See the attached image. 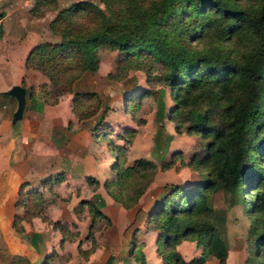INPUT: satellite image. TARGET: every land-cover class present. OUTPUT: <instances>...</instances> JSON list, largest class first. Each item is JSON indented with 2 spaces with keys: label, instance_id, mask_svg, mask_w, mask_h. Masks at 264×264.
<instances>
[{
  "label": "trees",
  "instance_id": "1",
  "mask_svg": "<svg viewBox=\"0 0 264 264\" xmlns=\"http://www.w3.org/2000/svg\"><path fill=\"white\" fill-rule=\"evenodd\" d=\"M44 1L35 0L30 12L41 15ZM102 2L108 15L85 0L60 9L49 23L50 30L60 35V41L35 44L24 65L40 67L51 86L69 88L79 74L97 68L99 48L117 51L121 63L141 69L146 78L150 64H156L161 81L169 86L172 104L167 113L174 131L206 139L205 155L192 164L186 163L194 170L204 171L202 178L187 185L164 183L161 196L149 211L134 205L152 180L154 162L139 157L126 164L124 147L107 143L109 150L114 151L112 175L103 180L102 187L122 207L134 206L132 217L122 230L124 237L131 234L128 257L139 264L144 262L140 245L133 239L143 223L157 231L155 250L161 264H206L209 256L224 264L227 245L222 217L209 202L208 193L221 190L233 197L246 186L250 200L243 196L242 201L252 215L247 229L251 243L249 264H264V170L262 166L255 170L259 160L254 155L256 149L264 154V0ZM194 41L204 45L199 49ZM229 42L235 46L234 54L233 48L226 46ZM140 94L127 95L124 107L128 108V102L136 101ZM41 95L46 103L56 102L46 92L41 91ZM151 95L158 99L156 90ZM90 100L94 104L87 102ZM197 103H203L204 109L190 111V106ZM105 107L96 114L97 94L89 90L74 92L71 112L78 119L97 115L92 134L110 129L102 123ZM134 131L126 127L117 137L128 143ZM177 154L173 151L163 167L169 166ZM61 179L57 176L55 181ZM86 181L97 184L92 177H86ZM25 184L21 183L17 192L16 205L21 214H14L11 222L16 231H22L19 221L38 215L43 204L41 192L36 188L24 190ZM97 200L98 203L88 199L78 204L90 213L89 229L95 216L101 215L102 202L99 197ZM42 218L46 219L44 215ZM52 224L62 240L71 236L66 234V224ZM182 240L195 241L201 254L183 259L176 250Z\"/></svg>",
  "mask_w": 264,
  "mask_h": 264
},
{
  "label": "rangeland",
  "instance_id": "2",
  "mask_svg": "<svg viewBox=\"0 0 264 264\" xmlns=\"http://www.w3.org/2000/svg\"><path fill=\"white\" fill-rule=\"evenodd\" d=\"M80 1L83 0H46L41 4L43 13L34 15L30 12V8L34 6L35 0H0V12H3V16L0 18V133L3 139V130L12 128L15 131L22 122L21 118L15 123H7L8 117L12 113L11 110L15 108V102H13L14 99H9L10 97L5 91L13 83L10 80L19 81V84L25 89L26 120L29 119V123L23 124L21 131L19 130V133H23V140L27 141L23 142L25 151L29 153V162L31 161L34 167L48 169L47 177H52L50 183L52 186L50 187L42 185L39 178L28 179L26 182L29 184L21 182L26 183L24 190L34 188L28 187V185H34L41 192L43 204L38 208V215L51 216L54 214L61 220L69 215L72 216L73 222H63L67 227L69 226V228L66 227V234L70 233L71 235L66 238L72 240L73 244L75 241L78 242V246L82 250L79 253L81 260L86 264H92V262L105 264L108 261V256L111 257L109 264L112 261V264H139L136 259L128 257V239L131 234L128 233L124 237L122 230L132 217L134 206L142 205L144 201L138 198L133 207H122L111 199L100 183L95 185L87 183L86 177L82 175V166L88 165L87 163L91 164L92 157L95 160L100 159L101 155L111 154L114 157V151L109 150L110 145L107 143L120 144L124 147L123 154L126 164L139 157L150 158L154 161L155 171L147 186L148 193L154 194L164 183L187 185L202 178L204 171L194 170L186 163L205 155L206 139L197 134L174 131V123L169 122L167 113L168 106L172 104L169 86L161 81L156 64H150L152 65L150 75L149 78H146L141 69L121 63V55L117 51L99 48L97 50V68L94 71H84L79 74L69 88H65L63 85L51 86L47 75L40 67L23 64L27 53L35 44L60 41V35L50 30L49 23L60 9ZM85 1L94 4L108 15L102 0ZM194 43L199 49L204 45L198 41H194ZM232 44L233 42H229L226 46L231 50L233 48L234 54L236 49ZM22 65L23 67L20 69ZM23 69L27 72L24 75ZM80 90H89L97 94L99 108L96 114L103 110L105 104L107 105L104 108L106 110L102 119V123L110 126L107 133L95 131L90 134L87 128L90 123L82 122L90 117L78 119L70 112L74 92ZM153 90H156L158 99H154L151 95ZM41 91L46 92L49 99L55 98L56 102L42 101ZM134 93L141 94L136 101L128 102L130 104L128 108L124 107L127 95ZM160 100L162 105H160ZM87 102L94 104V100ZM38 104H40L39 107ZM43 104L45 111L42 110ZM36 106L40 108V111L34 113L32 111L39 110ZM204 107L203 103L193 104L190 106V111H200ZM96 114L91 118L95 119ZM90 122L92 123V120ZM124 126L135 130L128 143L117 137L123 131L122 127ZM78 130H81V135H79V144L81 145L76 146V144L71 145L72 143H70L71 146L69 148L67 146V151L68 139L72 135L76 137ZM5 134L9 135L10 133ZM36 139H41V141ZM7 145L9 147L10 142ZM261 147L262 145H260ZM173 151L178 154L174 156L169 166L163 167L162 164L170 160ZM255 151L254 155L258 156L257 160H259V167L255 170L260 169V166L264 170V154H259V149ZM12 161L6 163L11 165ZM60 168L63 170L61 171ZM62 172L65 173V179H68L67 185L54 181L57 176L62 175ZM99 172L102 173V167ZM13 179V177L10 178V185L13 183ZM245 190L247 187L243 186L242 191L233 197L221 190L208 193L209 202L222 217L221 225L227 245L224 264H245V259L246 264H249L251 243L248 240L247 229L252 215L248 213V207L242 201L243 196L248 201L250 200V193ZM17 192L14 196L16 201ZM98 197L102 202L99 207L101 215L95 216L89 229L90 213L85 206L80 207L78 204L88 199L98 203ZM146 204L148 207L152 205L150 197H147ZM74 209L78 211L77 214ZM75 229L79 233L78 237L76 234L72 237ZM134 236L133 239L139 243L143 252L152 254L155 251L156 240L153 232L142 228L136 231ZM185 244L186 247L181 245L179 250L176 246L181 257L187 256L190 259V257H198L201 254L202 249L195 241L190 240ZM211 258L206 259L207 264H211V262L218 264L215 257L211 256Z\"/></svg>",
  "mask_w": 264,
  "mask_h": 264
},
{
  "label": "crops",
  "instance_id": "3",
  "mask_svg": "<svg viewBox=\"0 0 264 264\" xmlns=\"http://www.w3.org/2000/svg\"><path fill=\"white\" fill-rule=\"evenodd\" d=\"M23 64H24V61H23ZM22 67L23 65L21 66L20 69H22ZM22 73L24 75L27 72L25 69H23ZM10 81L13 83L9 86V88L12 85L22 86L21 84H19V81H12V80ZM20 83H21V80H20ZM0 84H1V81H0ZM7 90L5 91V93L8 95V97H10L9 98L10 100L14 99L13 102H15V108H16V99L10 94H8ZM39 105L40 104H38L37 106L39 107ZM37 106L36 108L39 110H35L32 112L36 113L40 111V108H38ZM43 106L44 104L42 105V110L45 109ZM167 109L169 110V106ZM14 110H11L12 113L14 112ZM12 113H11V116L8 117L9 121L8 122L6 121L7 123H10V124L15 123L17 120L21 118H22V122L19 128L15 131L12 128H6L5 130H3V135H4L3 139L1 137L2 134L0 133V158H3V159H0V264H86V262L81 260V256L78 253V247H77L78 242L75 241L73 244V242H71L72 240H68V239L62 240L59 230L55 228L53 224L51 223L54 221H59L60 223H63V222L71 223L74 221L71 215H69V217L64 218L62 220L57 218V216L54 214L51 216H47L45 214L46 219L42 218V215H34L30 218L29 221H25L23 219L19 221L22 227V231H16L12 227L11 222H12L13 215L21 214V208L16 205V198L14 197L17 192L19 184L21 182H26L30 178L32 179L39 178V182L44 183L43 184L44 186H47V187L52 186V184H50L52 181V177H47L48 169H44V167L38 169L34 167V164L31 161L29 162L30 156H29V153L25 151V146L23 144V142L25 141L22 138L23 133H19V130L21 131L23 124L26 125L27 123H29V119L26 120L27 114L25 110V95H24V107H23L20 118L16 119L15 121H12ZM103 118H104V115H103ZM95 119L94 118L92 119L90 117L87 120L82 121V122L88 121L90 123L87 127L89 129L90 134H92L91 129H92V125ZM91 120H92V123L90 122ZM169 122L171 121L169 120ZM126 127L128 126H124L122 128L125 129ZM13 131L14 133H12ZM80 131L81 130L77 131L76 137L72 135L68 139L66 150H67V146L69 148L71 145L76 144L77 146L79 144V135H81ZM5 133H10V134L6 135ZM17 135L18 137H16ZM36 140H38L39 142L41 141V139H36ZM8 142H10L9 147L7 145ZM70 143L72 144L70 145ZM32 150H34L33 147H32ZM32 150H31V153H33ZM70 150L74 152L72 148H70ZM83 150L85 152V147L83 148ZM147 159H150V158H147ZM10 160L11 161L13 160V161L11 165H8L6 162H9ZM91 160H92L91 164L87 163L88 165L82 166L83 167L82 175H84V177L95 178L97 183H100L102 187L103 180L112 175L111 164L113 161V156H111V154L105 155V156L101 155L100 159L97 158L95 160L92 157ZM101 167H102V173L99 172ZM78 168L80 167L78 166ZM60 169L61 171L63 170V168H60ZM64 174L65 173L62 172V175H61L62 179L58 181V184L65 183L64 185H67V183H69L67 181L68 179H65ZM11 177L14 178L13 179L14 181L10 185L9 180ZM28 187L35 188L36 186L28 185ZM147 189L148 187L139 197V199H142L144 201V204L137 205L143 208L145 211H149L152 208L155 200L158 199L162 194V187L154 194L152 193L149 194ZM147 197H150V201H152V205H150V207H148V205L146 204ZM47 219H49L50 222L47 221ZM67 228H69V226ZM142 228L145 229L146 231L153 232L155 240L157 239L156 230L150 227H146L143 223L139 226L138 230ZM74 234H76V237H78L79 233L77 229H75ZM187 241L189 240L180 241L176 245L177 249L179 250V247L181 245L182 247L183 246L186 247L185 243H187ZM141 251L144 257L143 264H161L160 256L156 253V250L152 252V254L150 253L147 254L145 251L143 252V249H141ZM110 253H113V252H110ZM187 255H189V253H187ZM209 257L207 259H212L211 256ZM182 258L185 260H188L187 256L186 257L184 256ZM92 264H97V263L92 262ZM125 264H128V263H125ZM206 264H207V260H206ZM211 264H213V262H211Z\"/></svg>",
  "mask_w": 264,
  "mask_h": 264
},
{
  "label": "water",
  "instance_id": "4",
  "mask_svg": "<svg viewBox=\"0 0 264 264\" xmlns=\"http://www.w3.org/2000/svg\"><path fill=\"white\" fill-rule=\"evenodd\" d=\"M7 93L13 96L16 99V108L12 113V121L20 118L23 107H24V95L25 89L20 85H12Z\"/></svg>",
  "mask_w": 264,
  "mask_h": 264
}]
</instances>
